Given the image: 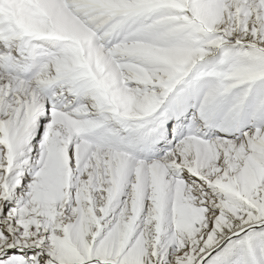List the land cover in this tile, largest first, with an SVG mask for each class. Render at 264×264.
<instances>
[{"label":"snow or ice","instance_id":"6c2138e0","mask_svg":"<svg viewBox=\"0 0 264 264\" xmlns=\"http://www.w3.org/2000/svg\"><path fill=\"white\" fill-rule=\"evenodd\" d=\"M0 264H264V0H0Z\"/></svg>","mask_w":264,"mask_h":264}]
</instances>
